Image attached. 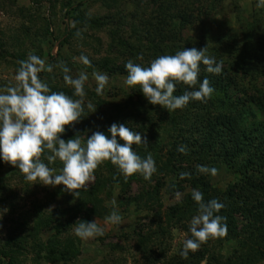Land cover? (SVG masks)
I'll return each instance as SVG.
<instances>
[{"label": "rangeland", "instance_id": "1", "mask_svg": "<svg viewBox=\"0 0 264 264\" xmlns=\"http://www.w3.org/2000/svg\"><path fill=\"white\" fill-rule=\"evenodd\" d=\"M185 1L188 0H178L182 5ZM79 2H83L81 15L98 22L100 28L90 26L84 28V31L79 30L85 34L87 45L82 48L81 42L70 40L61 54L75 57L76 66L71 70L74 78L80 72L87 73L89 78L85 87L89 92L96 93L93 71L108 75L109 83L100 95V100L112 107L98 108L94 105L97 108L95 113L86 110L85 117L72 126V130L90 137L100 130L109 133L108 129L113 123L125 124L146 138L147 146L133 145L132 148L142 158H146L150 152L157 171L151 181H145L141 175L135 174L136 178L128 188H122L108 172L110 166H106L109 162H105L95 171L94 181L82 189L88 194L87 191L91 192L94 188L93 195L78 202L77 196L74 198L62 185L51 187L26 182L17 168L0 159V253L8 254L12 259L11 264H177L184 241L192 238L189 224L197 214L198 206L191 196L194 207L187 217L178 220L167 216L170 210L181 206L180 199L185 201V195H191L193 190L188 188V183L203 179L204 182L223 189L234 183L237 177L223 162L213 157L204 159V163L198 162L197 156L185 158L177 161L175 166L180 173H188L189 180L185 183L174 180V196L167 194V185L173 179L161 169V164L174 143V138L167 133L170 126L161 121L162 114L167 109L149 104L141 91L135 94V87L125 85L126 76L115 70L126 61L122 55L125 51L121 46L126 42H135L132 31L138 26L132 22V17L137 14L141 16L142 11L143 15L136 17L137 20L148 19L154 14L159 0H0V90L15 84L19 56L26 59L29 54L38 55L37 44L31 45L30 40L23 35L24 26L31 27V31L35 32L37 28L44 31L49 24V32L60 39L66 8ZM202 2L210 1L200 0V4ZM257 3L258 0H222L215 12L202 20L197 18L194 25L182 31L183 41H179L181 43L178 47L182 50L190 49L188 47H192L193 43L206 45L208 42V46L212 48L216 46L214 40L220 38L224 43L220 45V51L229 52L231 66L241 44H245V37L241 33L244 28L247 29L246 24L252 22V10L259 9L256 7ZM137 31L139 33L141 29ZM199 45L201 44H197L195 48L198 49ZM44 50L47 52L48 46ZM163 50L165 55L177 52L167 53L165 47ZM57 51L55 46L52 54L55 55ZM81 55L88 57L91 66H85L79 61ZM103 61L109 65V73L98 66ZM58 73L57 70L53 71L57 82L61 81ZM128 96L136 102L135 107L131 108L127 103ZM84 99L88 103L87 98ZM114 106L119 109L114 110ZM260 115L264 119V113ZM191 124L188 120L184 126L189 127ZM61 138L65 141L68 139L65 134ZM117 140L118 143L122 141L119 138ZM46 155L47 153L45 157ZM45 157L42 159L48 163ZM197 166L214 167L218 173L215 176L202 174L197 171ZM49 167L55 168L58 174L62 164L56 161L49 164ZM118 176L120 180H124L119 171ZM96 183H99L98 187ZM162 183H166V186L156 188L157 184ZM177 192L181 194L179 198L176 196ZM203 198L204 201H210L215 199V195L205 193ZM94 207L97 208V215L89 216L87 212ZM176 209L179 211V208ZM114 210L122 217V222L119 225L106 224L105 217ZM78 220H96L104 228V235L86 241L79 239L73 231ZM237 220L243 225L246 223L245 220L242 221V217L238 216ZM181 225L185 226L184 231L181 230ZM201 249H204L208 257L229 258L234 264H264V253L259 247L247 245L243 240L236 244L217 243L213 246L203 243L197 251ZM213 262L214 260L202 261L201 264H215ZM0 264L9 263L7 259L0 258Z\"/></svg>", "mask_w": 264, "mask_h": 264}, {"label": "trees", "instance_id": "2", "mask_svg": "<svg viewBox=\"0 0 264 264\" xmlns=\"http://www.w3.org/2000/svg\"><path fill=\"white\" fill-rule=\"evenodd\" d=\"M159 1L160 3L156 6L154 14L148 19L137 20L140 16L138 14L136 15L137 18L132 17V22H135L138 26L134 27L132 31V34L135 35V42H126L124 46H121L125 51V54L122 55L126 61L115 69L120 75L127 76L125 64L129 59L134 63L147 67L153 59L165 55L164 47L167 53L182 50L178 47L183 41L182 31L194 25L197 18L202 20L203 17H208L209 14L215 12L222 0H208L210 2H205L206 4L204 2L200 4V0H188L185 1L184 5L179 3L178 0ZM35 3L38 4V1ZM82 5L83 2H79L66 8L63 16L64 28L60 39L49 32V24H47L44 31L37 28L35 32H32L31 27L25 26L22 29L24 37L28 41L30 40L31 45L37 44L35 45L38 51L37 56L44 59L46 64L55 66L60 62H64L72 70L76 66L75 57L63 56L61 54L63 48L69 45L70 40L81 42L80 45L84 48L87 45V38L81 32L82 35L78 37L77 30L84 31V28L90 26L100 28L98 22L91 21V19L81 15L80 8ZM194 12H197V14L195 15ZM140 14L143 15L142 11ZM252 18V22L246 24L247 29L244 28L241 33L245 37V44H241L242 47L236 52L237 57L234 58L231 66H229V52L220 51V45L224 44L220 38L214 40L216 46L212 48L208 46L207 41L206 45L204 43H193L192 47H188L193 48L197 44H201L198 49L207 47V54L214 57L218 63H222L223 68L221 74L216 75L208 73L205 66L201 65L198 83L195 88H189L184 84L176 85L174 95L178 96L186 91L197 90L200 83L207 78L210 86L214 88V92L206 102L190 101L182 109L171 112L166 110L162 114L163 119L161 121L166 122L168 127L170 126L171 129L167 133L171 138H174V143L169 147L168 156L161 164V169L166 172L168 177L173 179L167 185V194L173 197L175 193L174 180L179 183H185L187 179L189 180L188 177L185 179L180 178L181 173L175 166L177 161L197 156L198 162H203L204 159L209 157L223 162V165L229 168L237 177L234 183L223 189H218L208 182H204L203 179L188 183L190 190L197 189L202 194L215 195V199L224 205L217 214L226 218L223 222L227 224V235L223 238L209 239L206 243L213 246L217 243L219 245L229 242L236 244L238 241L243 240L246 241L247 245L254 244L259 247V250L264 253V119L260 115L264 113V8L253 9ZM132 25L134 24L132 23ZM139 29L141 31L138 33L137 30ZM179 41L181 42L179 43ZM47 46L48 50L45 52L44 48ZM55 46L58 51L53 55L52 50ZM141 55L143 56L142 60L138 59ZM18 58L20 61L24 60L21 56ZM98 66L109 73L110 67L104 61L102 65L99 64ZM54 70L59 71L61 81L57 82L53 72L48 73L47 71L40 73L41 80L49 85L51 91L64 92L73 99H78L73 95V89L67 88L60 68L54 67ZM258 84L261 85L258 86ZM84 90L87 101H91L96 107H112L109 103L101 101L100 96L96 93L89 92L86 87ZM139 92L140 88L136 86L134 93L138 94ZM127 103L131 105V108L136 105L133 98L129 96ZM113 109L117 111L119 108L114 106ZM188 120L192 124L185 127L184 123ZM100 132L102 131L100 130ZM103 133L109 136V133ZM64 134L68 139H71L78 133L74 132L72 127H68ZM119 143L123 144V141ZM180 146H186V154L178 151ZM157 160H160V158ZM106 167L109 168L108 172L117 185L122 188L127 187L136 178L133 175L125 182V180L118 178L119 170L110 162L107 163ZM98 182L100 183V180ZM99 183H96V187L99 186ZM157 185L156 188H162L166 186V183ZM94 191L93 188L91 192L87 191L88 194H85L86 192L81 189L77 196L78 202L84 199L87 200L90 195H93ZM184 200L180 199L181 206L176 207L179 208L180 212L176 208L172 209L169 211L168 218L174 217L179 220L190 214L194 207L192 204L194 200H191L190 193L185 195ZM87 213L89 216L97 215V208L94 207ZM238 216L243 218L242 221L245 220L244 225L239 223ZM180 228L183 231L185 230L184 225H181ZM203 250L190 251L187 258L179 256L177 264H201L202 261L208 262L211 260H214L213 263L215 264H234L229 261V258L208 257ZM0 258L7 259L9 264L12 263V259L6 253H0Z\"/></svg>", "mask_w": 264, "mask_h": 264}, {"label": "clouds", "instance_id": "3", "mask_svg": "<svg viewBox=\"0 0 264 264\" xmlns=\"http://www.w3.org/2000/svg\"><path fill=\"white\" fill-rule=\"evenodd\" d=\"M256 7L264 8V0H258ZM77 36H81L79 31ZM78 59L85 66H91L87 56L81 55ZM138 59L142 60L143 56ZM18 63L15 84L0 90V159L4 163L17 168L26 182L51 187L62 185L74 198L79 195V190L94 181L95 171L105 162L115 166L125 182L135 174L141 175L145 181H151L157 171L152 154L149 152L146 158H142L132 148L133 145L147 146L148 142L125 124L113 123L108 129L110 138L100 131L90 137L78 133L67 141L61 138L66 128L85 117L86 110L95 113L97 109L91 102L85 103L87 73L80 72L74 78L64 62L53 66L33 54ZM201 65L208 73L216 75L221 74L223 68L222 63L207 54V47L199 50L195 47L184 48L174 55H161L153 59L147 67L128 60L124 83L130 88L138 86L149 104L171 112L184 108L190 101L206 102L213 94L214 88L205 78L197 90L174 95L177 84L195 88ZM54 67L60 68L65 84L73 89V95L78 99L64 92L51 91L49 85L41 80L40 73H51ZM92 76L97 85L96 94L100 96L109 83V77L99 71H93ZM117 138L123 144L118 143ZM178 151L186 154V146H180ZM56 161L62 164L58 174L55 168L49 167ZM197 171L212 176L218 173L216 168L207 166H197ZM188 176V173H181L180 178ZM180 195L176 193L177 198ZM191 196L198 211L189 224L192 238L184 241L180 253L183 258H187L190 251L198 250L209 239L227 235V224L223 222L226 218L217 214L224 205L216 199L205 202L203 194L197 189H193ZM121 222L122 217L115 210L105 217L106 224L119 225ZM73 231L76 237L85 241L104 235V228L96 220H78Z\"/></svg>", "mask_w": 264, "mask_h": 264}]
</instances>
